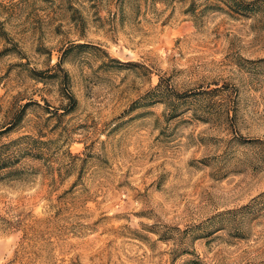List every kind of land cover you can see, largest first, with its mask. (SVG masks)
Returning a JSON list of instances; mask_svg holds the SVG:
<instances>
[{
  "label": "rangeland",
  "instance_id": "obj_1",
  "mask_svg": "<svg viewBox=\"0 0 264 264\" xmlns=\"http://www.w3.org/2000/svg\"><path fill=\"white\" fill-rule=\"evenodd\" d=\"M0 264H264V0H0Z\"/></svg>",
  "mask_w": 264,
  "mask_h": 264
}]
</instances>
